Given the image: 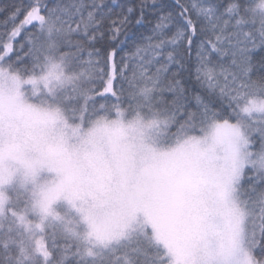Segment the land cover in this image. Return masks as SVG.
<instances>
[{"label": "snow or ice", "instance_id": "obj_1", "mask_svg": "<svg viewBox=\"0 0 264 264\" xmlns=\"http://www.w3.org/2000/svg\"><path fill=\"white\" fill-rule=\"evenodd\" d=\"M0 14V264H264V0Z\"/></svg>", "mask_w": 264, "mask_h": 264}, {"label": "trees", "instance_id": "obj_2", "mask_svg": "<svg viewBox=\"0 0 264 264\" xmlns=\"http://www.w3.org/2000/svg\"><path fill=\"white\" fill-rule=\"evenodd\" d=\"M23 0H0V6L2 5H11L13 3H21ZM5 18L4 14H0V21Z\"/></svg>", "mask_w": 264, "mask_h": 264}]
</instances>
